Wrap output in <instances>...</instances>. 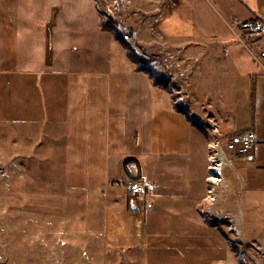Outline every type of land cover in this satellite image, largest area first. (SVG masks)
<instances>
[{
    "label": "crops",
    "instance_id": "0c3cea01",
    "mask_svg": "<svg viewBox=\"0 0 264 264\" xmlns=\"http://www.w3.org/2000/svg\"><path fill=\"white\" fill-rule=\"evenodd\" d=\"M132 3L142 19L128 21L130 43L147 55L169 49L188 76L193 113L215 120L225 136L255 134L253 149L235 158L237 207H228L229 196L223 206L242 212L246 200L255 213L245 229L264 235V66L257 60L264 38L234 22L264 21V10L250 0ZM100 17L95 0H0V145L9 144L0 202L14 205L12 218L54 220L68 241L89 243L96 259L101 251L106 260L110 246L122 250V264L232 261L224 233L202 213L210 131L137 70ZM160 61L168 73L169 60ZM127 158L135 160L129 174L141 171L143 193L110 182L127 176Z\"/></svg>",
    "mask_w": 264,
    "mask_h": 264
},
{
    "label": "rangeland",
    "instance_id": "374dc122",
    "mask_svg": "<svg viewBox=\"0 0 264 264\" xmlns=\"http://www.w3.org/2000/svg\"><path fill=\"white\" fill-rule=\"evenodd\" d=\"M247 1L248 0H243ZM252 6H255L257 9L264 10V0H250ZM96 2V0H95ZM97 4V3H96ZM98 8V4H97ZM258 11V10H257ZM99 13V8H98ZM125 15H119L114 18L113 28L114 30L125 36L126 42L133 48V51L136 55L143 56L148 59H155V62L150 64L152 67H155L157 71L162 70L159 66L163 64L162 60L168 59L167 53L169 49H165L164 46L158 48L155 52L150 50L147 54L143 53L139 48L134 47L131 41V35H133V28L129 26V23L133 20V24L142 18L138 17L137 14H142L140 11H133L128 13H122ZM100 15V13H99ZM101 16V15H100ZM101 18L105 19L101 16ZM131 19L130 22H128ZM107 30V29H106ZM110 31V30H109ZM112 32V31H111ZM114 33V32H112ZM115 35V34H113ZM130 36V37H127ZM264 38V35H262ZM129 40V41H128ZM132 44H131V43ZM123 45V44H122ZM126 49V47L123 45ZM127 54V50H126ZM155 54V55H154ZM128 56V54H127ZM152 56V57H151ZM129 57V56H128ZM157 57L160 60H158ZM165 58V59H164ZM131 60V59H130ZM132 61V60H131ZM160 61V62H159ZM167 65L172 66V64L167 63ZM166 71V66H165ZM171 70H168V73L162 71L167 77L169 84L172 88L171 92L174 93V87L171 85ZM264 71L261 70L259 77V87L258 94L259 97L264 96ZM261 74V75H260ZM169 76V77H168ZM243 94V103H249L250 100V91L241 92ZM247 94V95H246ZM246 95V96H245ZM173 99V95H172ZM180 107H185L189 109L190 116L195 118L192 108H190L189 102H184ZM246 107V106H244ZM250 110V107H247ZM243 119L245 116H242ZM241 117V118H242ZM191 118V120H192ZM2 143V142H1ZM4 143L7 145V149L0 145V158L4 165L0 166V171H5L6 166L9 164V150H8V140H4ZM232 179V178H231ZM230 179V195L228 199V207L236 208L234 195L231 190L233 187L232 180ZM234 179V178H233ZM236 190V196L238 197L237 191L239 186H234ZM135 194V193H134ZM240 194V193H239ZM248 194V192H247ZM204 206V205H203ZM234 206V207H233ZM240 207L243 213L241 220L237 223V220H234L236 231H230L228 226L223 223V221H218L217 219L212 220L207 218L206 220L209 223H212L219 227L225 235V240L227 243V250L229 251V256L232 258V261H227L225 264H241L239 261V256L241 255L247 264H264V235L256 234L257 232L253 229V233H248L245 229L246 216H253L254 211L249 209V203L246 200H242ZM251 207V204H250ZM14 205L12 206L9 202L3 200L0 202V264H122V256L118 247H110L107 249V259H104V252L98 251L96 257L92 254L90 255V244L74 242L69 240L71 236H65L61 234L60 226L54 220L48 217H29L27 219H19L18 217L12 218L10 214L14 210ZM235 210V215H237ZM258 228L261 231H264V224H258ZM68 238V239H67ZM88 239V238H87ZM178 249V248H177ZM231 251V252H230ZM177 259H181L184 256L183 250L179 247ZM187 263V262H186ZM203 262H198V259L194 257L193 264H202ZM204 264H207L204 262Z\"/></svg>",
    "mask_w": 264,
    "mask_h": 264
},
{
    "label": "built area",
    "instance_id": "2783aa9c",
    "mask_svg": "<svg viewBox=\"0 0 264 264\" xmlns=\"http://www.w3.org/2000/svg\"><path fill=\"white\" fill-rule=\"evenodd\" d=\"M179 1L185 2L188 0ZM96 3L98 4L100 15L107 19H114L116 16L125 15L122 13L134 11L132 0H96ZM234 22L240 25L247 34L264 35V21L262 19L240 21L236 18ZM167 55L170 57L169 53ZM170 59L171 70L174 69L170 72L171 84L174 87V93L172 94L173 103L180 105L188 102L190 98L187 90L188 76L181 74L176 59L171 57ZM257 60L264 66V49L259 52ZM194 116L195 118H192V120L207 128L212 136L208 144L207 181L209 188L202 212L204 219L210 218L223 221L230 231L235 232L237 226H235L234 220H237L238 223L243 216L242 212L237 211V215H235V210L224 208L223 203H225L230 193V179H242L241 172L236 168L235 158L236 156L246 155L253 149L256 143V136L251 131H247L240 137L225 136L215 120L198 114H194ZM133 191L136 194L143 193V184H134Z\"/></svg>",
    "mask_w": 264,
    "mask_h": 264
},
{
    "label": "trees",
    "instance_id": "16d2710c",
    "mask_svg": "<svg viewBox=\"0 0 264 264\" xmlns=\"http://www.w3.org/2000/svg\"><path fill=\"white\" fill-rule=\"evenodd\" d=\"M116 20L114 19H103L100 17V22L101 25L104 29L110 30L112 32H114L113 34H115V38L118 39L125 47L127 50V54L129 56V58L135 63L136 68L138 71H142L144 73H146L149 78H151V80L153 81V83H155L158 86H161L162 88L171 91L172 88L169 84V81L167 79V77L165 76L164 73L157 71L155 69V67H152L150 64H152V62H155V59H148V58H144L143 56H139L136 55L135 52L133 51V48L126 42L125 37L122 36L121 34L117 33L114 28V22ZM150 63V64H148ZM174 108L183 113L185 115V117L189 120L190 119V111L185 107H180L177 105H174ZM135 161L133 158H127L124 161V169H125V174L127 175L125 178H116V179H111L110 182L111 183H116V182H120L124 187L128 188V192H130L133 189V185L136 183H142V178H141V171L139 169V173L137 175H131L127 172L126 170V166L129 162H133ZM145 191V190H144ZM131 207V204H130ZM239 261L241 264H247L245 262V260L243 259V257L240 255L239 256Z\"/></svg>",
    "mask_w": 264,
    "mask_h": 264
},
{
    "label": "bare ground",
    "instance_id": "6f19581e",
    "mask_svg": "<svg viewBox=\"0 0 264 264\" xmlns=\"http://www.w3.org/2000/svg\"><path fill=\"white\" fill-rule=\"evenodd\" d=\"M190 117H191V116H190ZM191 118H192V117H191ZM191 118H190V119H191ZM191 121H193V120H191ZM193 122H196V121H193Z\"/></svg>",
    "mask_w": 264,
    "mask_h": 264
}]
</instances>
